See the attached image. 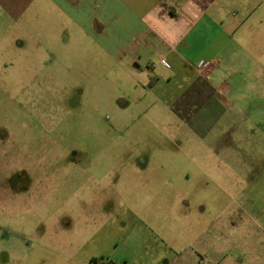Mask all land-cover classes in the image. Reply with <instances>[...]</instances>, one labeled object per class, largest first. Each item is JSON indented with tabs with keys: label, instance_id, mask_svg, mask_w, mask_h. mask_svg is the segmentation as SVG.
<instances>
[{
	"label": "rangeland",
	"instance_id": "1",
	"mask_svg": "<svg viewBox=\"0 0 264 264\" xmlns=\"http://www.w3.org/2000/svg\"><path fill=\"white\" fill-rule=\"evenodd\" d=\"M252 12L248 33L260 37L238 42L215 77L235 94L218 90L191 121L193 106L124 104L90 42L60 62L57 42L31 40L29 25L0 8V264L122 263L204 210L231 251L239 219L255 230L241 191L258 194L240 204L264 225V179L239 167L264 163V0Z\"/></svg>",
	"mask_w": 264,
	"mask_h": 264
},
{
	"label": "crops",
	"instance_id": "2",
	"mask_svg": "<svg viewBox=\"0 0 264 264\" xmlns=\"http://www.w3.org/2000/svg\"><path fill=\"white\" fill-rule=\"evenodd\" d=\"M256 2L0 0V8L16 22L25 21L29 25L31 40L57 42L60 51L53 52L60 56V62L62 56L76 57L77 51H82L83 42H90L94 59L101 63L98 67L122 85L119 99H124V104H139L151 99L154 104H171L177 109L183 105L188 109L193 106L192 111L184 110V113H189L188 119L193 121L199 110H205V106L210 104L218 90H222L224 95L235 94L231 93L228 83H221L222 79L215 77L223 63L222 58L237 59L238 42L255 41L260 37L255 33L256 28L252 33L247 29V24H254L251 17ZM69 50L74 52H67ZM203 61L210 62L205 74L197 70V65ZM210 77H214L217 84L212 85L205 79ZM175 79L187 84L181 94L172 91L171 84ZM162 89L169 90L164 92ZM243 165H249L256 171L253 177L256 183L261 175L264 179V163H239V167ZM197 181L205 183V179ZM258 197L253 192H239V211L245 214L243 217H252L255 230L245 231L251 233L249 239L252 240L249 241L245 237L243 221L239 219V237L235 240L236 245L239 241V246L231 251L226 246L222 225L208 223L204 210L197 215V224L189 222L186 227L163 230L161 242L134 245L122 263L118 260L114 263L264 264V254L259 251L264 249L263 246L260 248L264 245L261 217L250 214L240 204L244 200L255 201ZM202 207L204 209L205 205Z\"/></svg>",
	"mask_w": 264,
	"mask_h": 264
},
{
	"label": "built area",
	"instance_id": "3",
	"mask_svg": "<svg viewBox=\"0 0 264 264\" xmlns=\"http://www.w3.org/2000/svg\"><path fill=\"white\" fill-rule=\"evenodd\" d=\"M208 66L209 64L207 62H201L200 64L197 65V70L198 72L202 73Z\"/></svg>",
	"mask_w": 264,
	"mask_h": 264
},
{
	"label": "trees",
	"instance_id": "4",
	"mask_svg": "<svg viewBox=\"0 0 264 264\" xmlns=\"http://www.w3.org/2000/svg\"><path fill=\"white\" fill-rule=\"evenodd\" d=\"M97 262H98V261H97ZM101 264H104V263H101ZM105 264H107V263H105ZM110 264H115V263L111 262Z\"/></svg>",
	"mask_w": 264,
	"mask_h": 264
},
{
	"label": "flooded vegetation",
	"instance_id": "5",
	"mask_svg": "<svg viewBox=\"0 0 264 264\" xmlns=\"http://www.w3.org/2000/svg\"><path fill=\"white\" fill-rule=\"evenodd\" d=\"M95 263H97V264H98L97 260L95 261Z\"/></svg>",
	"mask_w": 264,
	"mask_h": 264
}]
</instances>
